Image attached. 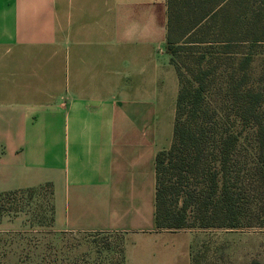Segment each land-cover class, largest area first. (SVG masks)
Returning a JSON list of instances; mask_svg holds the SVG:
<instances>
[{"label":"crops","instance_id":"obj_1","mask_svg":"<svg viewBox=\"0 0 264 264\" xmlns=\"http://www.w3.org/2000/svg\"><path fill=\"white\" fill-rule=\"evenodd\" d=\"M166 32V0H0V192L51 184L54 230L124 235L127 264L168 234L154 228L178 91Z\"/></svg>","mask_w":264,"mask_h":264},{"label":"trees","instance_id":"obj_2","mask_svg":"<svg viewBox=\"0 0 264 264\" xmlns=\"http://www.w3.org/2000/svg\"><path fill=\"white\" fill-rule=\"evenodd\" d=\"M178 91L154 160V228H264V0H166ZM182 41V43H180ZM51 184L0 192V222L43 214Z\"/></svg>","mask_w":264,"mask_h":264},{"label":"rangeland","instance_id":"obj_3","mask_svg":"<svg viewBox=\"0 0 264 264\" xmlns=\"http://www.w3.org/2000/svg\"><path fill=\"white\" fill-rule=\"evenodd\" d=\"M17 217L16 230L0 232V264H127L129 241L124 235L59 233L39 210L34 217L23 213ZM165 233L151 249L140 246L141 264H264V228Z\"/></svg>","mask_w":264,"mask_h":264}]
</instances>
